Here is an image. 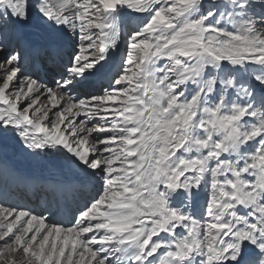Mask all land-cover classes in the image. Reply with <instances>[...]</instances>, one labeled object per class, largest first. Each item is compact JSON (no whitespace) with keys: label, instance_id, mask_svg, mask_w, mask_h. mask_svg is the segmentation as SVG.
<instances>
[{"label":"snow or ice","instance_id":"6c2138e0","mask_svg":"<svg viewBox=\"0 0 264 264\" xmlns=\"http://www.w3.org/2000/svg\"><path fill=\"white\" fill-rule=\"evenodd\" d=\"M24 27L66 55L54 86ZM122 37L102 94L79 91ZM9 141L96 188L67 221L0 195V264H264V0H0Z\"/></svg>","mask_w":264,"mask_h":264},{"label":"bare ground","instance_id":"6f19581e","mask_svg":"<svg viewBox=\"0 0 264 264\" xmlns=\"http://www.w3.org/2000/svg\"><path fill=\"white\" fill-rule=\"evenodd\" d=\"M130 21L134 23L135 18H130ZM7 35L13 46L20 47L25 53L28 52L27 56L25 55V62L29 63L32 72L38 75L42 82L54 86V79H59L58 76H54L55 66L61 59L66 60V55L60 53L50 61L45 60L46 57H40V66L43 67L41 70L37 62L34 61L36 55L33 47L46 45L47 41L45 38L37 30L29 27L10 30ZM30 45L33 47L27 51ZM124 48V38L122 37L120 49L115 52L112 61L105 66V70L94 77L84 89L79 91H87L90 94H102L104 86L108 83L109 74L115 71L116 66L121 61ZM39 103L51 107V103L44 97H41ZM0 167L5 168L4 173L0 170V195L6 193L9 202L33 208L38 213L45 207L40 206L41 200L39 199L33 201L26 197V200H23L27 191L25 188L18 189L19 178L27 182L37 183V187L57 181L66 183L67 192L63 196V200L67 201L68 194L72 193L74 194V198L71 201L73 205L60 210L57 204H54V208L48 209L55 212L56 220L67 221L71 219L75 209L82 205L94 193L96 188L95 179L85 175L80 169L63 163L59 156L44 154L37 156L32 154L31 150H22V146H18L11 141H9L6 148L0 144ZM89 184L93 185L91 191L87 190ZM43 214L47 215L48 213L45 212Z\"/></svg>","mask_w":264,"mask_h":264}]
</instances>
